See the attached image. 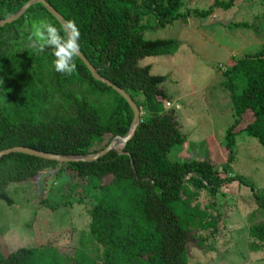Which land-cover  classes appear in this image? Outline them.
I'll return each instance as SVG.
<instances>
[{"label":"trees","instance_id":"obj_1","mask_svg":"<svg viewBox=\"0 0 264 264\" xmlns=\"http://www.w3.org/2000/svg\"><path fill=\"white\" fill-rule=\"evenodd\" d=\"M25 1L0 0V19ZM45 1L65 22L76 23L80 54L102 78L128 94L139 110V122L119 152L111 149L93 161L59 163L18 152L0 157V200L7 205L12 203L5 192L9 184H21L45 169L61 170L83 189L96 191L86 231L79 236L85 245H95L91 249H100L90 256L79 247L62 256L54 242L71 231L61 227L44 244L12 251L0 248V264H188L190 228H211L198 237V245L217 232L213 219L205 220L209 214L197 201L191 205V200L199 191L213 196L223 184L243 182V177H222L204 158L167 159L170 148L182 145L186 138L173 120V110L164 108L168 97L159 85L165 76L150 74L149 65L140 66L138 60L171 55L181 44L176 39H145L146 31L162 29L187 15L203 17L214 7L227 9L233 0H213L206 9L185 13L179 11L182 0ZM30 13L42 15V21L51 22L64 34L36 2L16 20L0 26V35L18 27ZM235 24L246 27L244 22ZM54 59L50 48L42 54L29 45L0 49V73L7 84L6 99L0 102V150L23 146L58 155H87L127 132L132 113L126 101L94 80L78 56L76 71L70 76L54 70ZM45 64L52 68L64 104H71V114L57 112L41 118L52 90L44 78ZM222 75L233 118L224 134L229 160L233 128L246 112L251 120L242 130L264 146V49L237 58ZM226 168L224 164L221 172H227ZM249 189L254 192L252 184ZM247 235L254 240L247 244L249 249L264 250V221L249 227Z\"/></svg>","mask_w":264,"mask_h":264},{"label":"rangeland","instance_id":"obj_2","mask_svg":"<svg viewBox=\"0 0 264 264\" xmlns=\"http://www.w3.org/2000/svg\"><path fill=\"white\" fill-rule=\"evenodd\" d=\"M212 2L182 0L179 11L203 10ZM41 17L38 13L27 14L18 27L0 35V42L7 43H0V49L18 50L28 46ZM240 22L246 23V27L235 24ZM143 36L181 42L171 55L138 60L140 66L149 65L150 74L165 76L159 86L171 106L164 107L173 110V120L186 138L182 145L170 148L167 159L204 158L222 177H243V182L223 184L213 196L199 191L196 199L191 200V205L197 201L198 207L209 214L205 220L213 219L217 232L198 245V237L206 235L211 228L205 231L190 228L188 264H264V250L247 247L254 243L247 235L248 228L264 221V146L242 130L251 120L250 112H246L233 128L234 144L227 160L224 134L233 118L227 92L221 85L222 71L233 61L264 49V0H233L227 9L214 7L211 14L203 17L187 15L162 29L148 30ZM44 78L52 90L41 118L57 112L71 114L73 108L71 104H64L52 78V68L46 64ZM0 80L3 81L0 84L2 102L7 88L2 73ZM224 164L227 172L220 170ZM249 184L253 185L254 192ZM5 192L12 203L7 205L0 200L2 251L44 244L54 239V232L59 228L66 227L71 232L64 233L60 242H54L62 256L71 255L79 247L90 256L100 252L99 248L97 252L91 249L93 243L85 245L79 236L81 231H86L88 211L96 191L83 189L70 174L45 169L21 184H9Z\"/></svg>","mask_w":264,"mask_h":264},{"label":"water","instance_id":"obj_3","mask_svg":"<svg viewBox=\"0 0 264 264\" xmlns=\"http://www.w3.org/2000/svg\"><path fill=\"white\" fill-rule=\"evenodd\" d=\"M36 2L42 5V7L60 24L63 30V27L65 26V21L63 20L61 15L58 12H56L45 0H26L15 12L8 15L4 19H0V26H3L4 24L11 23L12 21L16 20L19 16H21L25 12V10L30 5ZM78 57L80 58L82 63L85 65L86 69L88 70V72L90 73L91 77L94 80L100 81L106 86L111 87L128 104L131 110V113H132V118H131L127 132L123 136H114L103 149L97 152L91 153V154H87V155H58V154L47 153L43 151H37V150L31 149L28 147H23V146H12V147L0 150V157L10 152H18V153H23V154L43 158V159L55 160L59 163L78 162V161L87 162V161H93L96 158L103 156L107 151L111 149L119 152L118 148H122L123 145L126 143V141L132 136L134 129L136 128L139 122V110L134 104L133 100L128 96V94L124 90L112 84L110 81L102 78L97 72V70L93 68L80 53Z\"/></svg>","mask_w":264,"mask_h":264},{"label":"clouds","instance_id":"obj_4","mask_svg":"<svg viewBox=\"0 0 264 264\" xmlns=\"http://www.w3.org/2000/svg\"><path fill=\"white\" fill-rule=\"evenodd\" d=\"M58 29L47 20L40 21L34 28L29 46L38 54H42L46 49H52L55 57L53 68L56 72L70 76L76 71L75 59L80 53V31L74 21H66L63 27ZM3 81L0 80V84Z\"/></svg>","mask_w":264,"mask_h":264},{"label":"built area","instance_id":"obj_5","mask_svg":"<svg viewBox=\"0 0 264 264\" xmlns=\"http://www.w3.org/2000/svg\"><path fill=\"white\" fill-rule=\"evenodd\" d=\"M164 106L165 107H168L169 106V103L168 102H164Z\"/></svg>","mask_w":264,"mask_h":264},{"label":"bare ground","instance_id":"obj_6","mask_svg":"<svg viewBox=\"0 0 264 264\" xmlns=\"http://www.w3.org/2000/svg\"><path fill=\"white\" fill-rule=\"evenodd\" d=\"M165 102H168L169 103V106L168 107H170L171 106V104H170V102L167 100V101H165ZM163 105H164V102H163ZM165 108V107H164ZM140 114V113H139Z\"/></svg>","mask_w":264,"mask_h":264}]
</instances>
